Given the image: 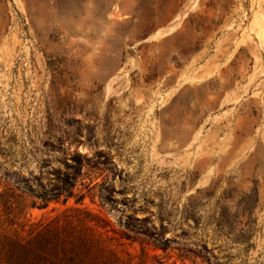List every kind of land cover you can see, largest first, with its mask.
Instances as JSON below:
<instances>
[{
  "label": "rangeland",
  "instance_id": "rangeland-1",
  "mask_svg": "<svg viewBox=\"0 0 264 264\" xmlns=\"http://www.w3.org/2000/svg\"><path fill=\"white\" fill-rule=\"evenodd\" d=\"M77 155L83 205L26 196L31 222L85 209L145 264H264V0H0V191Z\"/></svg>",
  "mask_w": 264,
  "mask_h": 264
},
{
  "label": "trees",
  "instance_id": "trees-1",
  "mask_svg": "<svg viewBox=\"0 0 264 264\" xmlns=\"http://www.w3.org/2000/svg\"><path fill=\"white\" fill-rule=\"evenodd\" d=\"M72 160L74 165L52 185L42 184L39 177L31 183V179L15 174L13 187L0 191V264H145L143 254L136 258L120 243L121 239L131 240L130 235L118 240L108 237L105 221L85 209L30 221L26 196L32 198L30 209L42 210L60 199L62 204L74 199L75 205H83L85 193H74L82 159L77 155ZM111 192L99 198L101 206L113 201ZM166 243L160 237L155 244L163 250Z\"/></svg>",
  "mask_w": 264,
  "mask_h": 264
}]
</instances>
